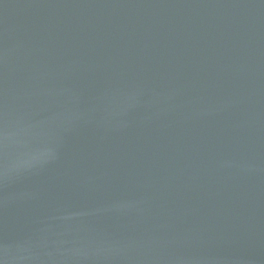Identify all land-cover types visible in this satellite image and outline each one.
Masks as SVG:
<instances>
[{"label":"water","instance_id":"obj_1","mask_svg":"<svg viewBox=\"0 0 264 264\" xmlns=\"http://www.w3.org/2000/svg\"><path fill=\"white\" fill-rule=\"evenodd\" d=\"M0 264H264V0H0Z\"/></svg>","mask_w":264,"mask_h":264}]
</instances>
